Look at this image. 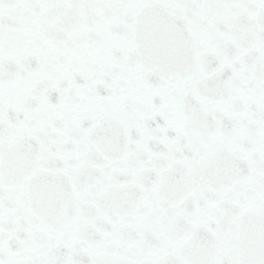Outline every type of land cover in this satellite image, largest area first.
<instances>
[{
  "label": "snow or ice",
  "instance_id": "snow-or-ice-1",
  "mask_svg": "<svg viewBox=\"0 0 264 264\" xmlns=\"http://www.w3.org/2000/svg\"><path fill=\"white\" fill-rule=\"evenodd\" d=\"M0 264H264V0H0Z\"/></svg>",
  "mask_w": 264,
  "mask_h": 264
}]
</instances>
